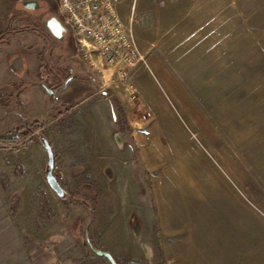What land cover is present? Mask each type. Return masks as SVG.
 <instances>
[{"label":"rangeland","instance_id":"374dc122","mask_svg":"<svg viewBox=\"0 0 264 264\" xmlns=\"http://www.w3.org/2000/svg\"><path fill=\"white\" fill-rule=\"evenodd\" d=\"M131 1L118 14L137 54L107 62L70 31L68 43L52 34L55 0H0V264H111L86 234L118 264H264V0H136L133 13ZM22 58L27 89L10 83ZM69 82L63 133L9 141L35 123L18 124L16 110L48 109L46 88ZM41 136L65 145V199L46 182ZM73 143L82 164L67 169ZM117 159L120 184H100L99 166ZM96 211L128 213L135 251L121 224L106 240Z\"/></svg>","mask_w":264,"mask_h":264},{"label":"crops","instance_id":"0c3cea01","mask_svg":"<svg viewBox=\"0 0 264 264\" xmlns=\"http://www.w3.org/2000/svg\"><path fill=\"white\" fill-rule=\"evenodd\" d=\"M120 9V7H119ZM67 28V32L71 30ZM71 35L72 32H71ZM64 39L66 40V42L68 43V33L64 36ZM73 40V39H72ZM77 53V52H76ZM76 53L73 52V53H70L69 56L72 58V57H75L76 56ZM23 56V55H22ZM7 60L10 58H13L14 57V54H8L7 56ZM25 59V65L26 68L24 69L22 75H19L17 73V71L12 68L13 70H15V73H14V77L10 80V83L13 84V86L15 87L14 83H16V87L18 88H21L22 89H27V88H30L33 86L34 82H24V78H23V74L25 73L26 74V70H31V68L29 67L28 65V62L26 60V58H22V63L24 62ZM15 60V59H13ZM13 60H12V63H13ZM21 63V65H22ZM12 65V64H11ZM16 68V67H15ZM32 72V71H31ZM23 79V80H22ZM20 81V82H16V81ZM23 83V84H22ZM72 83V82H71ZM71 83L69 82L67 85L65 86H62L61 88H59L58 90H55L54 93L52 95H50L49 93L46 92V95H47V99L48 101H52L53 105L50 106L48 109H43L42 111H35L34 113L30 114V115H24L22 112L16 110L15 114H14V118L15 120L14 121H17L18 124H21L23 122H30V121H35V122H38L40 124V128L39 130H45L47 133L51 134V135H54L55 134V131L57 132L58 135H60L61 133H63V130H65V127H66V122H65V115L67 114L68 111H62L61 109V106L64 105L65 103V99L66 98H74V93H70L69 89L70 88V85ZM40 85V84H39ZM42 85V84H41ZM43 86V85H42ZM79 94V93H76V95ZM75 95V96H76ZM58 99V100H57ZM87 99H83V100H75V102L72 103V108L71 109H75L77 106L79 105H82L83 102L85 103ZM51 104V102H49ZM61 108V109H60ZM17 109V107H16ZM60 109V110H59ZM107 112H108V109H107V106H105V104H101V106H96L95 108H93L91 110V121L95 123V125L97 124V122H100V120H102L103 118L106 119V117H103L107 115ZM17 113H20V115L18 116ZM43 114V115H41ZM109 127L111 128V126L109 125ZM65 134V133H64ZM102 136L104 135L103 133H101ZM107 136V135H106ZM31 146L29 148H32V149H36V151H40V149L42 150L41 146L34 143L33 140L31 142ZM104 144V143H103ZM102 145V144H101ZM107 144L106 146H102L100 148H98L97 150H99V152H101V157L99 158V160H101V163H103V160H104V153L106 152H110L109 150H107ZM62 149H60L61 151L59 153H63L65 151V145L63 147H61ZM71 151V160L68 164V168L67 169H71L72 167H79L82 163H80V160H81V155H80V150H79V145L78 143L77 144H74L71 146V148L69 149ZM112 151H114V148L112 146ZM66 152V151H65ZM97 152V151H96ZM54 153V157H55V169H54V176L59 180V174L57 173V169H58V161H57V151H53ZM58 153V154H59ZM113 153V152H112ZM80 168V167H79ZM98 166L96 167L95 166V169H97ZM65 169V168H64ZM85 169L88 170V167L85 165ZM120 162L119 160L117 159V161H112L111 164H106V165H101V167L99 166V170H100V173L99 175H102L103 174H106L105 178H102L99 180V183L104 185L106 183V185H108L107 183L109 182H114L116 181V183H118V185L120 184ZM80 171V170H79ZM111 172L110 175L107 174V172ZM63 175V178H65V173L63 171V168H62V173ZM80 174V173H79ZM93 174L95 175V173H91V174H87L86 172L83 174L84 177H86L87 175H91L93 176ZM87 176V177H88ZM80 177H82V175H80L79 177H76L74 178L78 183H87V181L85 180H80ZM82 181V182H81ZM128 213L126 212H122L121 214L118 213V215L116 214V212H112V213H106V214H103V215H97V211H96V215H95V222L99 219V223L97 222V226H99L100 228L101 227H106L108 226V228L106 229L105 233H106V240L108 238V236H110V234H112V226L113 224H121L123 227H124V232L127 234L128 232V229H127V219H126V216H127ZM106 218H105V217ZM109 223V224H108ZM107 224V225H106ZM91 232H92V228H91ZM128 238H129V242H128V246H127V249H129L130 251H135V247H136V243H135V240L131 239L129 237V235L127 234ZM120 250V249H118Z\"/></svg>","mask_w":264,"mask_h":264},{"label":"built area","instance_id":"2783aa9c","mask_svg":"<svg viewBox=\"0 0 264 264\" xmlns=\"http://www.w3.org/2000/svg\"><path fill=\"white\" fill-rule=\"evenodd\" d=\"M60 22L68 27L81 49L86 47L111 62L123 54H137L133 31L119 17L122 0H55ZM136 0L131 1L133 13Z\"/></svg>","mask_w":264,"mask_h":264},{"label":"water","instance_id":"95a60500","mask_svg":"<svg viewBox=\"0 0 264 264\" xmlns=\"http://www.w3.org/2000/svg\"><path fill=\"white\" fill-rule=\"evenodd\" d=\"M53 20L56 23H58V26H59V22L56 19H53ZM17 62H18V60L15 61V63L13 64V66L16 65V64H17V66L20 65ZM46 91L50 95H52L54 93L53 90H50L48 88H46ZM40 142H41V145H42L43 150L45 151V153L47 155V162H46V167H45V178H46V182H47L48 186L50 187V189L60 199H65L67 193L61 187V185L59 184L58 180L56 179V177L53 174L54 168H55V157H54V153H53L52 147H51L49 141L45 137H43V136L40 137ZM87 229H88V225L86 226V232H87ZM86 244H87L89 250L92 253H94L95 255H97L99 257L106 258L111 264H118L110 252H107V251L101 250L99 248H96L91 243V241H90L89 237L87 236V234H86Z\"/></svg>","mask_w":264,"mask_h":264},{"label":"flooded vegetation","instance_id":"af4514ba","mask_svg":"<svg viewBox=\"0 0 264 264\" xmlns=\"http://www.w3.org/2000/svg\"><path fill=\"white\" fill-rule=\"evenodd\" d=\"M53 19L56 18L55 17L49 18L46 21V26H48V28L55 37L63 38V36L68 33L67 28L58 19H56L59 22V26H58V23H56ZM69 70L71 71L72 69L69 68Z\"/></svg>","mask_w":264,"mask_h":264},{"label":"trees","instance_id":"16d2710c","mask_svg":"<svg viewBox=\"0 0 264 264\" xmlns=\"http://www.w3.org/2000/svg\"><path fill=\"white\" fill-rule=\"evenodd\" d=\"M39 128H40L39 123L35 122V123L31 124V126H28L27 129L24 130V133H21V131L23 129L21 131H18L17 132V134H18L17 137L15 139H12V140H9V141H16L19 137H25V136L31 134L33 131L38 130Z\"/></svg>","mask_w":264,"mask_h":264}]
</instances>
